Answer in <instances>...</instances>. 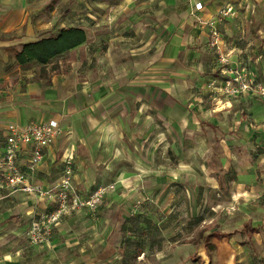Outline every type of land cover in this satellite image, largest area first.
<instances>
[{
    "label": "crops",
    "instance_id": "crops-1",
    "mask_svg": "<svg viewBox=\"0 0 264 264\" xmlns=\"http://www.w3.org/2000/svg\"><path fill=\"white\" fill-rule=\"evenodd\" d=\"M27 1L10 0L6 16L10 22H0V31L9 34L2 41L1 50L11 52L4 47L48 37H37V31L44 30L48 24L35 25L27 20ZM197 2L202 5L199 10L194 7ZM195 3L187 5L186 16L178 28L180 34H170L165 39L159 56L150 52V45L155 47L152 36L138 44L134 37L122 35L118 41L129 44L130 61H125L128 54H122L119 48L111 51L108 46L105 53H95L87 38L47 64H14L0 75V78L12 77L0 88V145L6 137L8 123L26 125L54 119L62 130L57 140L43 150V158L32 172L33 185L53 188L61 180L69 157L75 171L74 182L83 191L82 195L102 184L115 182L114 190L105 196L95 214L86 209L63 214L52 230L50 242L44 245L30 244L26 232L32 216L51 210L53 202L24 192H10L7 188L0 190V248H18L12 251L13 256L22 257L25 252L19 248L27 242L39 251L45 264L52 261L133 264L144 259L148 252L158 259L157 254L188 234V223L195 220L201 223L196 234L202 243L201 258L196 263L191 259L187 263L186 259L185 264H239V251L244 255L243 264H264V100L249 92L237 99H224L215 110L209 111L199 84L217 69L214 58L206 52L210 22H215L220 10L228 5L237 13L220 25L222 50L229 53L233 67L248 71L243 58L252 59L249 55L255 50L262 52L264 33L262 25L255 26L254 20L244 18L254 14L257 7L264 9V0H196ZM132 10L135 7L124 4L117 13ZM145 12L149 10L133 12L127 20L122 19V25L148 28ZM170 27L168 18L164 28ZM142 42L143 49L148 47L144 50L148 52L146 57L140 48H134ZM82 48L84 53L80 57L78 51ZM70 55L73 56L67 58ZM11 58L14 63L12 52ZM252 71L248 73L251 76L256 73V79L264 83V57ZM141 72H147L142 83ZM156 108L165 109L166 121L171 128L174 126V133L181 140L195 137L199 142H207L202 148L169 151V162L173 157L178 160L177 176L182 183L175 190L180 197L173 205L178 208L174 210L169 202L164 216L160 217L162 226L158 222L160 218L156 222L148 216L151 196L157 188L165 190L172 186V176L176 174L164 165L165 181L170 179V182L157 186L152 173L158 165L143 159L155 157V153L146 150V154H141L132 143L137 139L141 115L146 113L149 118ZM30 150L26 146L18 160L29 157ZM183 182L189 187L182 185ZM189 188L196 189L193 199L184 191ZM207 199L213 203L209 202L206 217ZM238 200L248 205L249 210L241 226L230 229L236 218L230 209ZM143 213L145 217L141 216ZM218 218L225 224L221 228L210 227ZM175 219L181 226L174 231L171 223ZM238 235L240 239L235 238ZM209 248L213 251L206 254ZM64 252L68 254L66 261ZM2 264L23 263L11 259ZM168 264H178L176 257Z\"/></svg>",
    "mask_w": 264,
    "mask_h": 264
},
{
    "label": "rangeland",
    "instance_id": "rangeland-1",
    "mask_svg": "<svg viewBox=\"0 0 264 264\" xmlns=\"http://www.w3.org/2000/svg\"><path fill=\"white\" fill-rule=\"evenodd\" d=\"M8 2V3H7ZM196 0H28L27 1V20L31 21L35 25L40 23L48 24L44 30H38L37 31V37L40 36H50L55 35L58 33L59 29L62 27H69V26H81L85 27V31L87 33L88 42H90L95 50V53L97 54H103L107 51V48L111 47V51H115L116 48L121 50L122 54L127 55L125 61H130L131 59L128 57L130 52L128 51L130 47L129 44H122L123 42L118 41L122 35L127 34L130 35V37H134V40L137 41V43L141 40L145 42L144 40L148 39L149 37H153L155 40V47L151 44V51L157 53L159 56V53L161 52V48L163 45V42H165V39L170 35H174L176 33L180 34V30L178 29L183 18L186 16V7L187 5L190 6L193 3H195ZM10 0H4L3 2H0V22L6 21L10 22L9 18H6L8 15V12L10 11L9 4ZM129 4V6L135 7V10L130 11L129 13H117V9L120 8L121 5ZM142 11V10H149V12H145V19L149 20V27L144 26H136L135 28L131 27H125L122 25V19L132 15L135 11ZM51 11H54V13H51ZM246 13V11L244 10ZM237 11L234 9V13L232 14H224L223 9L220 10L218 15L215 18V26L216 28L221 31L220 25L223 21L226 20L227 17L232 18L235 16ZM168 18L171 19V27L170 29L164 28V21L168 20ZM234 18V17H233ZM246 21H251L255 26L260 27L262 25L263 33H264V9L262 8H256L254 14H248L244 18ZM245 22V21H244ZM248 24L251 25L250 22ZM181 27V26H180ZM183 28V26H182ZM184 30V28H183ZM261 33H257L259 36ZM9 36L8 33H5L3 31H0V45L3 44V40H6ZM132 42V41H128ZM143 42L141 44H143ZM120 44V45H119ZM139 44V43H138ZM135 45L134 48H140V52H144V50H147V46L144 45ZM20 45V44H19ZM17 45V46H19ZM2 46H0V75H2L5 72H8L10 69L14 67V63L11 58V52H8L6 50H1ZM207 50L206 52H209L214 58L215 67L217 68L215 72L211 73V76L207 78L205 82H203V79L201 82H199L200 86V95L204 98V102L207 104L208 110H215L218 105H221V102L224 99L227 98H240L243 95L249 94V92H241L237 95H229L225 92V82L229 78L227 75H224L220 71V63L218 61V52L217 50L211 46L210 44V37H208L207 42ZM120 52V51H119ZM262 52H264V49H262ZM262 52H258V50H255L252 55H249V60L244 59V65L248 67V71L252 69L251 68H258V64L260 60L263 59L264 54ZM79 56L82 57L84 53V49H79L78 51ZM147 51H145L143 54L144 57H146ZM73 55L68 56L67 58H71ZM54 59V58H53ZM146 59V58H144ZM141 59V60H144ZM242 59V60H243ZM252 62V64H249ZM141 62V61H140ZM234 63L231 62V65ZM237 64V63H236ZM235 65V64H234ZM238 65V64H237ZM255 66V67H254ZM142 67V65H141ZM253 69V71H254ZM252 71V72H253ZM147 74V72H141V83L143 79L144 74ZM215 73V74H214ZM256 74V73H255ZM255 74H252V77L255 82L259 83L258 79H256ZM9 80H12V77L9 76L7 78H0V88L6 84H8ZM72 83V78L70 79ZM146 81V80H145ZM70 83V84H71ZM237 85V84H236ZM204 90V92H202ZM257 98H260L258 95H254ZM204 103V104H205ZM165 109L163 108H156L152 115H150V119L147 117V114L141 115L140 123L138 124V133H137V139H133L132 143L134 145L133 148L139 150L141 154H146V150L153 151L155 153V157H143L145 160H153L158 166L156 170L153 171L152 179H157V186H161L164 182H170V179H167L165 181V174L167 172V169L164 167L166 165L167 167H171V173H174L176 175L172 176V186L169 185L164 190L163 188H157L154 190V194L151 196L152 201L150 202V211L148 216H150L154 221H158L161 216H164V209L168 206L169 202H172L171 205H169L174 210L178 208V206L174 207V202H176L177 198L180 197V194H178L175 190L179 187V184L182 182L179 181V177L177 176L179 173V164L178 160L174 157L172 158V161L169 162V151L174 150L176 148H186V149H195L199 147H205L206 141H197L195 137H192L191 139L181 140L180 136L178 137L175 135V129L174 126L172 128L170 127L169 123L166 121V117L164 116ZM148 118V119H147ZM149 124V125H148ZM239 142V141H237ZM128 145L131 147L130 141H128ZM200 145V146H199ZM243 145V144H242ZM241 145V146H242ZM127 147V145H126ZM242 149V147H240ZM243 154L242 152H240ZM27 159L28 157L20 158L17 161V165L21 171H23L25 174L28 175L30 181H34V178L32 177V172L29 171L27 167ZM23 160V161H22ZM66 166V163H65ZM64 175V174H63ZM63 177V176H62ZM75 171L71 167V173L69 174V179L72 184V186L75 188L78 192L80 189L77 188L75 182ZM148 177L146 176V179ZM145 178L143 177V180ZM181 182V183H180ZM189 183L190 180H187ZM34 184V182H32ZM113 185L112 189H109L107 192H105L98 205L96 206L94 211L87 210V212H90L92 214H95L98 207L102 204L105 196L110 194L115 187V182H110L106 184L100 185L97 189L93 190L92 192L98 190L99 188H103L106 185ZM182 185H187L189 187V184H186L183 182ZM185 193L188 194L189 199H193V193L196 191H193L191 188L185 189ZM207 191V190H206ZM92 192L87 193L86 196L90 195ZM15 193V192H14ZM180 193V192H179ZM151 195V193H150ZM171 198V200H168ZM41 199V198H40ZM207 205H206V217L209 216L210 209L208 205L209 202L213 203L210 199H207ZM194 207V206H192ZM232 207V208H231ZM230 210L235 212L236 218L233 222H231V225L229 226L230 229L239 228L243 222L244 217H246V212H248V205H244L243 202L238 200L234 206H231ZM258 207V205H256ZM219 209L221 207H218ZM252 211H254L255 206L251 205ZM42 211V210H41ZM41 212L35 213L34 217H37ZM194 214V213H193ZM141 216L145 217V214L143 213ZM32 216L31 220L34 218ZM194 219V218H193ZM192 220V219H190ZM142 221V220H141ZM160 226L164 224L163 220L160 218L158 221ZM185 223V222H184ZM220 223V224H219ZM224 222L218 218L215 219L210 227H222V224ZM156 224V223H155ZM167 224V222H166ZM186 224V223H185ZM184 224V225H185ZM189 232L187 235H183V237L179 238L178 241H176L173 245L170 246V248H167L164 252H160L157 254V258L152 255L153 253L148 252L145 254L144 259H142L139 262H134L133 264H168L170 260H174L176 257L178 264H185V260L187 259V263L189 259L193 261V263L198 261L201 258V255L199 254L200 246L202 243L199 242V239L197 237V231L199 230L201 223L193 220L189 221ZM225 224V223H224ZM208 225V224H207ZM181 226V222L177 219H175L171 223V228L175 231L177 228ZM183 226V225H182ZM235 238H241L240 235L236 236ZM50 242V241H49ZM23 247L19 248L22 250V252H25V255L20 256H13L15 254L14 250L18 248H0L1 255H0V264L3 263V261L7 260H15V261H21L23 264H45V260H42V256L38 253L39 251L32 248L29 243L23 242ZM25 247V248H24ZM208 253L211 254L213 251V248H209ZM206 252V249H205ZM65 254L63 256V260H68V254L64 252ZM189 255V256H188ZM204 255V254H203ZM261 258V257H260ZM264 258V256L262 257ZM248 259V258H247ZM246 259V260H247ZM48 260V259H47ZM205 260V259H204ZM206 260H210L211 258H208ZM237 260H241L239 264H243L245 259L244 255L239 251V254L237 255ZM52 261V260H51ZM79 263H81V260H79ZM50 264H61L59 262L52 261ZM120 264V263H116ZM191 264V262H190ZM199 264V263H197Z\"/></svg>",
    "mask_w": 264,
    "mask_h": 264
},
{
    "label": "built area",
    "instance_id": "built-area-1",
    "mask_svg": "<svg viewBox=\"0 0 264 264\" xmlns=\"http://www.w3.org/2000/svg\"><path fill=\"white\" fill-rule=\"evenodd\" d=\"M194 7L199 10L202 5L197 2ZM223 12L232 14L234 7L228 5ZM210 27V44L218 52L220 71L229 77L225 82V92L229 95H237L247 91L264 100V83L255 82L245 68L231 65L229 53L222 50V36L214 21L210 22ZM6 132L4 142L0 145V190L7 188L10 192H24L39 199L49 198L53 202L51 210L31 220L26 232V238L30 244H48L52 230L63 214L80 209L94 211L102 195L113 188V185L109 184L88 196L76 191L69 179L72 163L70 157L65 160L66 168L63 177L53 188L42 189L33 185L28 175L17 165L19 154L26 146H30L27 167L31 172L35 171L43 158V150L52 145L62 133L61 127L56 120L50 119L43 122H30L26 125L8 123Z\"/></svg>",
    "mask_w": 264,
    "mask_h": 264
},
{
    "label": "trees",
    "instance_id": "trees-1",
    "mask_svg": "<svg viewBox=\"0 0 264 264\" xmlns=\"http://www.w3.org/2000/svg\"><path fill=\"white\" fill-rule=\"evenodd\" d=\"M87 39L84 28L80 26L62 27L55 35L39 38L33 42L22 43L19 46L9 45L4 48L12 52L14 64L19 66L31 62L47 64L53 58L63 55L69 50L83 44ZM256 231V230H252Z\"/></svg>",
    "mask_w": 264,
    "mask_h": 264
}]
</instances>
